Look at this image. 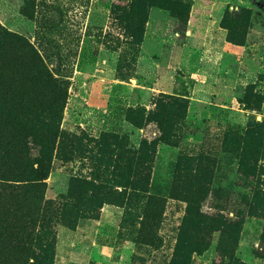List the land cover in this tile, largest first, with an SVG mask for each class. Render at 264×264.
<instances>
[{"label": "rangeland", "instance_id": "rangeland-1", "mask_svg": "<svg viewBox=\"0 0 264 264\" xmlns=\"http://www.w3.org/2000/svg\"><path fill=\"white\" fill-rule=\"evenodd\" d=\"M0 25L29 90L0 170L49 164L6 264H264L262 3L0 0Z\"/></svg>", "mask_w": 264, "mask_h": 264}, {"label": "trees", "instance_id": "trees-1", "mask_svg": "<svg viewBox=\"0 0 264 264\" xmlns=\"http://www.w3.org/2000/svg\"><path fill=\"white\" fill-rule=\"evenodd\" d=\"M253 1L260 2L264 5V0ZM14 36L16 35L12 34L10 31L6 30L0 25V58L5 61V68L2 69L0 73V160H9V157H12L14 154H16V151L13 152L15 147H11L13 140L16 138L17 132V129L14 125V120L20 119L18 113L20 112L21 107L26 104L22 98V94L29 92L27 89V84L18 83L17 88L20 90L21 96L17 98L12 94V90H15V88L12 86L13 81H11L13 77L11 71L13 60L9 56L8 50L1 46V41L4 40V42L8 43L13 39ZM18 40L21 41L20 38H18ZM49 80L53 85L56 86L57 82L55 78L49 75ZM65 95L66 94L60 93V90L57 89V97L61 107L64 103V100L62 103V96ZM22 103L24 104L20 107ZM29 113H36V111L31 109L27 114L29 115ZM43 132V130L35 131L32 136L33 138L40 140ZM47 137L48 142L46 143V148L44 149V153L46 154L50 151L52 143L54 145L53 130L47 133ZM17 149V155L19 151H22L23 157L25 156V175H22L21 172L15 173V171H10L5 168L0 170V257L3 259L0 261V264H6V261L13 258L19 250H24L25 259L30 254H32L30 244H18V242L26 241L24 238H29L30 240V235L24 236L25 233L18 231L22 221H17L13 218H8L5 220L1 216H7L15 211L20 210L30 211L29 213L31 214L30 217L32 219H30L28 223L34 222L37 215L42 212L45 199L44 189L46 187V183L43 180L46 176V172L43 174L41 172L48 168L49 164H47L45 161L47 155L43 154L37 159L38 167L36 168L30 158L31 148L28 147L26 143H24V146L19 148L16 147L15 150ZM1 165L7 166L5 163H2ZM21 176H24L23 178L25 179H19ZM22 180L24 182H16ZM13 214L15 215L17 213ZM227 255L229 260L228 264H242L239 263L234 254L231 253ZM21 263L26 264L27 261L21 259Z\"/></svg>", "mask_w": 264, "mask_h": 264}]
</instances>
